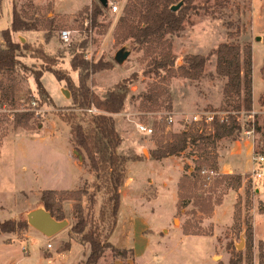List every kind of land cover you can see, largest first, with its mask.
Masks as SVG:
<instances>
[{
  "label": "rangeland",
  "instance_id": "1",
  "mask_svg": "<svg viewBox=\"0 0 264 264\" xmlns=\"http://www.w3.org/2000/svg\"><path fill=\"white\" fill-rule=\"evenodd\" d=\"M46 1L43 7H37L33 0H13L19 14L27 21H35L38 29L13 35L15 43L26 44L29 48L28 51H21L20 58L28 69L19 68L13 75L15 80L3 76V85L0 87V223L13 219L27 221L29 208L38 200L37 193L29 191L30 188L20 180L21 167L31 158L40 156L43 163L48 162L51 159L48 154L51 147L59 152L55 160L65 164V168L69 167L63 155L67 154L73 144L71 128L64 117L76 114L79 119L88 120L90 115L104 113L95 108L85 111L75 109L67 82L59 81L54 74L61 72L76 82L78 76L71 71L70 63L75 55H79L90 62L103 61L113 65L110 69L96 72L88 81L91 90L101 98L123 79L137 75L129 84L124 110L113 116L121 138L118 153L131 159L127 164V180L121 188V206L113 240H125V218L129 216L137 220L145 216L147 226H143L141 221L136 225V240L141 244L142 234H150L151 229L157 230L168 222L171 228H179L183 233L184 228L189 227L207 236L214 234L217 224L220 248L215 261L218 264H230L237 258H240V264H264V214L261 212L264 205V183L260 185V195L252 187L250 173H224L222 168V162H229V153L236 142L248 141L250 146L255 144L256 150L264 153V0H197V8L190 13L184 30L170 37L173 55L177 57L176 67L184 63L185 56H206L222 43L233 42L242 46L250 44L253 49L255 101L250 113L242 111L238 115L241 131L237 140L226 138L214 145L201 147L189 141L182 154L169 157L164 162L151 160L150 153L158 148L159 142L169 140L171 135L196 127L186 122V118L195 113L216 112L219 116L238 114L234 106L226 104L224 100L226 81L216 74V57L209 60L204 76L199 81L170 78L165 71H160L157 76L149 71L153 59L158 55V49H150L148 46L136 49L130 43L116 44L115 31L128 0H115L119 12L113 14L108 7V11L98 18L96 26L92 21V3L98 0H91L81 11L69 15L62 12L70 13L71 5L78 0H57L60 13H56ZM180 4L184 6V0ZM11 23L12 5L9 0H4L0 13V45H4L2 33L11 28ZM63 30L71 31L68 43L60 38ZM127 53L128 56L124 58ZM35 71L44 72L42 83L49 98L39 93L32 74ZM12 81L15 83V93H11L10 88L14 85ZM151 92L159 95L156 96V103L145 99ZM32 101H36L37 106H33ZM14 103L17 104L16 109L10 107ZM27 107L36 109L31 121L32 129L15 127L16 115L26 112ZM170 114L174 116L172 124L166 120ZM139 123L152 127L153 134H141L137 129ZM253 130L254 134L249 137L247 132ZM39 132L36 139L31 138ZM52 133L55 140L50 145L47 139L50 145L47 149L41 138ZM203 147L204 150H201ZM73 150V157L82 165L76 171L80 182L86 180L78 188L83 189L95 179V175L89 170L86 155L77 154L74 146ZM214 157L216 169L206 163L201 168V171H213L210 179L202 175L201 171L194 173L196 176L192 178L197 183L196 196L210 201L212 206V212L205 214L195 206L193 199L180 201L178 184L185 174H191L200 166L202 159L212 163ZM180 165L182 176L179 179ZM228 174L242 177L238 190L232 189L230 180L221 182L224 175ZM12 177L17 180H12ZM103 198L102 193L98 194L94 209L96 217L99 216ZM83 204L88 206L87 199H84ZM73 205V201L64 202L68 226L56 238L30 235L29 230L33 229L30 224L15 236L0 231V264H87L90 246L82 241L81 235L73 232L77 223ZM175 211L174 222H171ZM249 227L253 231L252 240L247 238ZM180 235L181 232L172 231V239H165L167 262L195 264L187 261L188 254L176 246ZM207 248L204 247L201 254L207 250L209 252ZM118 249L124 256L115 255L108 249L98 264H130L134 254L132 256L129 250ZM200 261L196 264H213L209 258Z\"/></svg>",
  "mask_w": 264,
  "mask_h": 264
},
{
  "label": "trees",
  "instance_id": "2",
  "mask_svg": "<svg viewBox=\"0 0 264 264\" xmlns=\"http://www.w3.org/2000/svg\"><path fill=\"white\" fill-rule=\"evenodd\" d=\"M181 1L128 0L123 14L118 20L115 31L116 44L130 43L136 49L145 46L150 49H158V55L153 59L149 72L159 76L160 71H165L170 78H183L189 81L201 80L209 60L216 57V74L226 81L223 88L224 100L226 104L233 105L234 111L238 114L237 116H226L225 119L216 116L209 124H192L196 127H191L189 131L180 134L171 135L169 140L159 142L158 148L151 151L150 158L153 161L179 156L187 149L189 141L193 144L198 143L201 147L206 144L214 145L226 138L237 140L241 131L238 115L242 111L250 113L253 110V49L250 44L242 46L233 42L222 43L206 56H185L184 63L176 67L177 57L173 55V44L170 37L178 35L184 30L190 13L197 8L195 4L197 0H184V6L178 11H173L172 8L179 5ZM1 2L2 0H0V6ZM92 7V21L96 26L98 18L102 17L108 8L102 7L98 2H93ZM37 29L38 25L35 21H27L19 14L16 7H13L11 28L3 31L4 45H0V87L3 85V76L6 75L14 79L19 68L28 69L20 58L22 57L21 51H28L29 48L26 44L15 43L13 35ZM229 36L233 37V34ZM70 67L72 72L77 73L76 82L61 72H54V74L59 81L67 82L71 90L74 108L81 111L95 108L104 112L103 114L90 115L88 120L79 119L76 114L64 117V120L70 125L71 142L76 153L86 155L89 170L95 175V179L89 185L86 184L85 188L76 191L44 190L41 193L40 202L51 217L59 222L65 221L66 218L64 202H74L73 210L77 223L73 227V232L81 235L82 241L90 246V254L86 263L98 264L108 249L115 255L124 256L120 249L109 242V238L117 226L121 206V188L127 180V164L131 159L118 153L121 138L113 116L124 110L129 94V84L136 79L137 75L134 74L132 77L123 79L115 85L114 89L108 91L104 98H101L91 90L88 81L96 72L110 69L113 65L103 61L90 62L84 56L75 55ZM32 74L39 93L49 98L42 83L44 72L35 71ZM13 84L10 88L11 93L16 92L15 83ZM156 96L159 95L151 92L145 99L156 103ZM10 107L16 109L17 104H11ZM35 113L36 110L31 107H27L26 112L18 113L15 117V127L32 129L31 121L34 119ZM201 150H204V147ZM204 163L216 169V157L213 158L212 163L202 159L200 166L191 174H185L180 179L178 186L180 201L193 199L200 212L208 214L212 212L210 201L196 196L197 183L196 180H192L195 178L196 172L201 171ZM229 180L233 190L240 188L242 180L240 175H224L221 182ZM100 193L104 198L99 216L96 217L94 209L97 196ZM84 199H87V207L83 204ZM261 212L264 214V205ZM28 227L27 221L8 220L0 223V231L3 233H17ZM184 234L202 235L192 231L189 227L184 228ZM252 237L253 231L249 227L247 238L252 240ZM129 251L128 253L133 256V251ZM230 264H240V258L232 260Z\"/></svg>",
  "mask_w": 264,
  "mask_h": 264
},
{
  "label": "crops",
  "instance_id": "3",
  "mask_svg": "<svg viewBox=\"0 0 264 264\" xmlns=\"http://www.w3.org/2000/svg\"><path fill=\"white\" fill-rule=\"evenodd\" d=\"M33 1L37 7H43L44 2L46 0H33ZM3 2L4 0H2L1 2L0 13L2 10ZM46 2H48V4H51V6L53 7V10L56 13L61 12L60 7L57 4V0H47ZM9 3L12 5V16H13V7L15 6V4L13 0H9ZM90 3H91V0L75 1L74 5H71L72 10H70V13L62 12V14L69 15V14L78 13L85 6H88ZM253 100L255 101L254 95H253ZM40 133L41 132H39L35 136H32L31 138H35ZM47 139L50 140L49 143L50 142L53 143V141L55 140L53 133L51 135L41 138V142L44 144V146H46L45 148L48 149L51 143L49 145L47 142ZM49 148L50 149L48 150L49 151L48 154L51 159L48 160V162L45 161V163H43L40 156L39 157L35 156L31 158V161H29L26 165L21 167V171H22V175L20 178L21 182H24V185L30 188L29 191L36 192L37 193L36 195L38 197L37 202L35 204H32V206L29 208V211L27 213L28 223H29L28 216L31 212L38 211V210L46 211L40 202L42 191L44 190H56V191L75 190L81 187L82 184L86 181L85 180L84 182L82 181L80 182V176L76 172L78 168L81 169L80 166L82 165L73 157V152H74L73 146L71 147L70 150H68L66 155L65 154L63 155L64 160L68 161L69 163V167H66V168H65V164L63 165L59 164V161L55 160V158L58 159L57 157L59 155V152L57 150L55 151L51 147ZM252 155H253V147L250 146V143L248 141H244L243 143L236 142V146L229 153V162H227L226 160H225L226 162H222V168L224 170L223 172L224 173H240V174L250 173L253 169ZM167 159H170V158H166L158 162H164ZM84 169L86 170L85 167ZM179 170H180V176H179V179H180V177L182 176L181 165L179 166ZM9 180L11 181V179ZM12 180H17V179L15 177H12ZM178 181H177V184H178ZM67 183H70V185L67 186ZM123 190H125V187ZM260 195H262V189H260ZM176 202H177V199H176ZM65 206L67 207V205ZM69 206L71 207L72 205L70 204ZM176 213L177 212L175 211L174 214L172 215L171 222L172 221L174 222V215ZM144 217L138 218V220L131 218V216L125 218V234L123 236L125 240H118L116 242L115 240H113V235L116 231V228L114 232L112 233V235L110 236V242L115 247L133 251L134 258L132 259L133 261L130 264H173L171 262H167L168 259H166L167 257L165 256V254L167 253V252L165 253V251L167 250L165 239L166 238L172 239L170 238V234H172V231L181 232L180 237L177 239L176 246L179 249H184V251L188 254V258H186L187 261H190L196 264L202 258H209V260L213 264L214 263L218 264L215 261L218 255V250L220 248L218 239H217V236L219 234V230H216L217 224L215 227L214 234L212 236L211 235L207 236V235H185L181 229L179 228L175 229L173 227L171 228L170 223L168 222L167 224H162L157 230L151 229L152 233L150 234H146V233L142 234L141 240L143 244H141L140 242L136 240V225L138 221H141V224L143 226H147L146 222L144 221L145 220ZM61 232L51 238H56L60 236ZM12 234H13L12 236H15V234L17 233H12ZM29 234L35 235V236L36 234H40V236L41 235L44 236L42 233H40L34 228L32 229V231L29 230ZM204 247L205 248L209 247L210 251L208 252L207 250V252H204L201 254V250L204 249ZM171 252H174V250H172Z\"/></svg>",
  "mask_w": 264,
  "mask_h": 264
},
{
  "label": "built area",
  "instance_id": "4",
  "mask_svg": "<svg viewBox=\"0 0 264 264\" xmlns=\"http://www.w3.org/2000/svg\"><path fill=\"white\" fill-rule=\"evenodd\" d=\"M109 9L113 14L118 13L120 10L118 3L115 0H109ZM60 38L63 42L68 43L70 41V38H71V31H69V30L61 31ZM32 105L37 106V102L32 101ZM33 109H35V108H33ZM216 116L220 117L221 119L226 118V116H224V115L219 116V113L212 112V113H202V114L201 113H195V114L191 115V117L186 118L185 120H186V122H189L191 125L192 124L201 125L202 123L209 124L210 122H212L215 119ZM166 120L169 124H172V123H174V116L172 114H170ZM137 129L141 134L147 135V136H151L153 134V131H154L152 127L145 125L143 123L137 124ZM252 134H254V130L247 132V135L249 137H252ZM254 145L255 144H253V155H252L253 169L250 172L249 180H250L252 187L255 190V192L259 193L260 189H261L260 185L262 182L264 183V153L258 152ZM201 173L207 179H210L212 174H213V171L209 172L207 170H202ZM49 247H51V245H49Z\"/></svg>",
  "mask_w": 264,
  "mask_h": 264
},
{
  "label": "water",
  "instance_id": "5",
  "mask_svg": "<svg viewBox=\"0 0 264 264\" xmlns=\"http://www.w3.org/2000/svg\"><path fill=\"white\" fill-rule=\"evenodd\" d=\"M102 7L108 8L109 7V0H98ZM182 7V4L174 6L172 8L173 11H178ZM128 56V53L124 55V58ZM82 159V157H80ZM29 224L42 233L45 237L51 238L64 229L67 228L68 222L67 221H56L54 220L50 213L44 210L33 211L28 216Z\"/></svg>",
  "mask_w": 264,
  "mask_h": 264
}]
</instances>
